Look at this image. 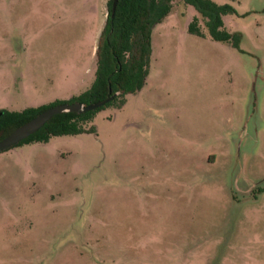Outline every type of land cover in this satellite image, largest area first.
<instances>
[{
	"label": "rangeland",
	"instance_id": "1",
	"mask_svg": "<svg viewBox=\"0 0 264 264\" xmlns=\"http://www.w3.org/2000/svg\"><path fill=\"white\" fill-rule=\"evenodd\" d=\"M211 1L237 46L174 0L94 131L0 151V264H264V0ZM106 2L0 0V110L91 85Z\"/></svg>",
	"mask_w": 264,
	"mask_h": 264
},
{
	"label": "trees",
	"instance_id": "2",
	"mask_svg": "<svg viewBox=\"0 0 264 264\" xmlns=\"http://www.w3.org/2000/svg\"><path fill=\"white\" fill-rule=\"evenodd\" d=\"M182 1L194 7L211 39L237 46L238 34L225 31L220 19L221 15L232 12L230 6L218 5L211 0ZM173 2L174 0H117L111 13V0H107L106 15L94 53L93 82L79 96L74 97L72 102L87 104L111 95L103 105L114 103L120 106L125 93L139 90L145 82L148 68L150 31L169 13ZM186 30L191 34L204 36L196 16L188 22ZM57 103L59 101L20 111L0 110V138L41 110ZM102 106L84 112L54 114L36 131L13 146L44 142L53 135L94 131L93 126L87 127L86 124Z\"/></svg>",
	"mask_w": 264,
	"mask_h": 264
},
{
	"label": "water",
	"instance_id": "3",
	"mask_svg": "<svg viewBox=\"0 0 264 264\" xmlns=\"http://www.w3.org/2000/svg\"><path fill=\"white\" fill-rule=\"evenodd\" d=\"M117 0H111V13L114 10ZM112 96H107L106 98L97 100L95 102H90L88 104H83L80 102H70V103H57L52 106H48L45 109L38 112L36 115L23 122L22 124L16 126L8 133L0 138V151L9 148L17 144L22 139L26 138L28 135L36 131L41 127L52 115L60 112H84L88 110H93L99 106L105 104Z\"/></svg>",
	"mask_w": 264,
	"mask_h": 264
},
{
	"label": "crops",
	"instance_id": "4",
	"mask_svg": "<svg viewBox=\"0 0 264 264\" xmlns=\"http://www.w3.org/2000/svg\"><path fill=\"white\" fill-rule=\"evenodd\" d=\"M105 15H106V5H105ZM104 22V21H103ZM102 25H103V23H102ZM102 25H101V27H102ZM101 27H100V29H101ZM99 32H100V30H99ZM99 34V33H98Z\"/></svg>",
	"mask_w": 264,
	"mask_h": 264
}]
</instances>
